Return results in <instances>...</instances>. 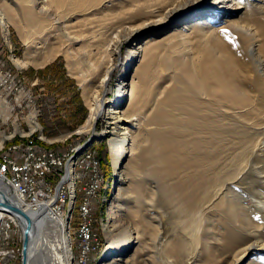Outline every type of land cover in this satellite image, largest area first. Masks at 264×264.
<instances>
[{
	"label": "bare ground",
	"instance_id": "6f19581e",
	"mask_svg": "<svg viewBox=\"0 0 264 264\" xmlns=\"http://www.w3.org/2000/svg\"><path fill=\"white\" fill-rule=\"evenodd\" d=\"M201 1L26 0L17 19L8 8L0 10V22L6 30L7 20L15 21L26 34L27 54L40 50L41 60L36 64L58 54L64 56L83 85L90 107L83 129L88 130H93L102 112L101 95L108 89L114 68L110 58L115 57L116 46L124 40L131 45L141 36L128 56L131 73L122 75L119 82L115 102L119 107L110 111V145L120 154L114 166L116 175L126 169L130 175L141 170L135 152L146 142L150 161L146 159L157 183L155 193L161 208L167 207V217L193 221L205 242L215 240L223 228L224 261L242 245L243 233L234 227L249 226L254 233L248 240L253 242L246 245L244 254L256 248L260 255L252 264H264V0H215L204 5L203 12L191 15L193 11L168 24L174 15ZM234 6L244 9L241 18L234 19L239 13L228 11ZM28 63L17 62V66ZM2 77L0 72V82ZM124 103L126 108L121 107ZM143 108L149 110L147 123L139 115L135 117V111ZM149 125L155 128L147 132ZM159 127L164 129L157 131ZM36 128L37 123L32 126ZM18 147L21 145L12 144L8 149ZM82 160L77 158L75 166L81 168ZM5 169L15 171V163L5 162ZM66 175L62 186L74 184L75 176ZM139 186L136 183L133 192L140 195ZM40 197L43 200L30 205L0 179V199L21 208L34 221L28 263L48 247L51 264H71L67 235L62 237V254L43 232L46 218L59 222V214L52 208L53 196L43 192ZM95 198L89 199L93 202ZM122 206L124 203L112 204L109 217ZM0 210L14 216L22 227L14 214ZM123 233V246L128 250L133 232L126 228ZM163 236L165 233L158 235ZM191 237L194 239L193 234ZM170 238L158 241L160 256L184 257L183 244L188 243L181 237L170 243ZM99 250L100 246L96 255ZM127 258L116 256L107 264L130 261Z\"/></svg>",
	"mask_w": 264,
	"mask_h": 264
},
{
	"label": "rangeland",
	"instance_id": "374dc122",
	"mask_svg": "<svg viewBox=\"0 0 264 264\" xmlns=\"http://www.w3.org/2000/svg\"><path fill=\"white\" fill-rule=\"evenodd\" d=\"M212 1L215 0H202L193 8H187L182 11L180 15H174L168 24L173 25L177 23L176 21L182 20L180 16L190 14L193 11H195V13H191V15L203 12L204 8L202 7L208 5ZM25 3L26 0H0V10L4 12L10 11L14 14V18L17 19L19 17L18 9L25 5ZM4 8L8 9L5 11ZM228 11L238 12L239 14L234 17V19H238L243 16L242 13L244 9H237L236 6H234ZM7 21L6 30L0 22V46L4 47L0 48V69L2 72L5 69H11L17 73V76H19L26 85L35 87L39 94L37 104L42 106L44 113L40 118L41 125L36 122L35 118L32 119V115L28 118L31 126L37 123L36 131L32 128L18 130L16 124L17 118L15 116H13L14 125L10 122V119H12L13 101L8 97L9 95L6 93V90L0 86V138H2L0 145V162L3 158L10 157V150L13 149L8 148L12 144L21 145L19 149L30 150L27 149V147H30V139L34 140L35 149L41 153H59L68 150L73 145H78L74 152H68L66 158L65 173L62 177L65 176V174L68 175V178L75 176L76 181H74V184L65 183L63 186L65 188L62 189L59 222L51 221L46 218V222L43 224L44 234L47 235L50 244H55L59 251L58 253L65 254L61 246L63 235H67L66 237L69 240L70 249L69 254H71V264H81L80 262H76L77 251L74 249L73 241V217L75 210H77V203H75V200H77V196H81V181H77V178H81V168L75 166V161L77 158L78 160H82L85 156H91L93 153L97 152V159L100 162L101 178H104V186L101 188L99 196L93 200L92 204L94 205V231L102 244L92 264H107L116 256H121L124 261L128 259L127 257L130 258L128 262L120 261L117 264H252L255 262V259H258L257 257L260 255V250L256 248H252L254 250L244 254L246 245L253 242L248 240V236L254 233V230L250 229L249 226H245L241 229L234 227L236 231L241 230L243 233L244 238L241 242L242 245L239 244L234 250V253L228 255V260L224 261L225 254L222 250V244L224 243L222 240V234L224 233L223 228H219V234L216 235L215 240L212 239L209 240V242H205L201 238V230L194 228L193 221L190 222L189 219H184L182 222V219H169V217H167V207H163L164 209L161 208L163 204L157 199L158 195L155 193L157 190V183L152 179L151 164L147 162V159H150L148 156L150 149L146 142V144L143 142L144 144L138 147L135 152L140 156L139 160L142 163L141 170L130 175L129 170L126 169L124 172H121L119 176L116 175L114 166L116 165V161L118 163V156L120 158V154L112 151L110 145L109 137L111 136L110 131L112 127V125L109 124L112 121L110 111L111 108L119 107L115 104L118 97L119 82L122 79L121 77H123L122 75L131 73L132 63L129 64L128 56L131 55L130 52L133 49L138 47L139 42L142 40L141 36L136 37L131 45L124 40L116 46L115 57L111 56L110 58L111 64H114V68L110 81H107L108 89L101 95V98L104 100L102 112L94 122L93 130H88L83 129L90 113V107L86 104L84 98L83 85L77 78V75L74 74V70L71 66L66 64L64 56L58 54L44 64H36V62L41 60L39 59L40 50L34 49L30 54H27L26 34L24 32L22 33L19 27L16 26L15 21ZM169 29L170 28L163 30L160 35L165 36ZM25 61L29 63L27 65L17 66V62L20 63ZM123 98H127L126 95L123 96ZM132 105L134 104L132 103ZM126 106V103L121 105L123 108H126ZM138 111L139 113L135 111V117L139 115V120H145L146 122H144L147 123L149 110L143 108V110L141 109ZM50 114H52L53 117ZM147 128H149L147 131L149 132L155 127L153 128V126L149 125ZM159 129L164 128L159 127L157 131H159ZM105 131H107L106 134H104ZM92 136L95 138L93 143L81 150ZM14 150H18V148ZM79 151L80 153L77 155ZM131 151L127 156L126 162L130 159ZM143 164H146L145 167ZM146 167H150V170ZM66 181L69 180L66 179L65 182ZM136 183L140 184V188H138L141 193L140 195L137 194L136 191L133 192ZM7 190L12 194L8 188ZM142 195L145 197V201L143 200L141 202L140 199H143ZM14 197L21 201L16 196ZM1 201L6 202L5 200ZM44 202H47V200ZM123 203L124 207L122 206V210L118 208L116 214L109 217L112 204L123 205ZM23 205L25 204L23 203ZM0 212L2 215L1 218H5L9 222L17 221L14 216L4 213L2 210H0ZM141 215L143 217H141ZM219 216H221V214H219ZM126 228L133 232L131 238L132 243L128 250L124 249L125 246H123V231ZM216 230L217 229H214L213 231ZM15 233L16 236H23L22 227L15 226ZM160 233H165V236L158 237ZM192 234L194 239L191 237ZM23 237L22 244L21 241H14V248H22L21 252L23 251ZM169 237H171L170 243L178 242L176 239L180 237L181 240L184 239L186 243H188V245L181 243L185 246V252L183 253L184 257L177 258L174 256V258L164 259L160 256L158 241L166 240ZM34 242L35 241H33V243ZM192 244L195 246L192 247ZM47 248H44L41 253H37L38 255L36 258V255H33L32 259H35H33V261L30 259L28 264H51L49 258L50 253H48L49 251ZM42 257L43 263H41ZM0 264H3V261H0ZM19 264H23V253Z\"/></svg>",
	"mask_w": 264,
	"mask_h": 264
},
{
	"label": "built area",
	"instance_id": "2783aa9c",
	"mask_svg": "<svg viewBox=\"0 0 264 264\" xmlns=\"http://www.w3.org/2000/svg\"><path fill=\"white\" fill-rule=\"evenodd\" d=\"M1 43V41H0ZM0 48H4L0 46ZM2 77L0 85L6 90L13 104V116L17 118L18 130L32 128L28 118L32 115L36 122L41 125L43 109L37 104L39 96L37 89L26 85L11 69H0ZM1 96V94H0ZM52 117L53 115L50 114ZM9 121V120H8ZM37 129H35L36 131ZM82 143V142H80ZM79 143V144H80ZM73 145L68 150L59 153H41L35 149L34 140L30 139V150H10V157L0 162V179L18 195H21L27 203L33 204L37 200H43L40 196L45 192L47 196H53L52 208L58 212L62 202V175L65 173V163L68 152H74ZM97 152L87 159L82 160L81 196H77V210L74 212L73 241L77 251L76 262L92 264L96 257L97 249L101 241L94 231V205L89 198L98 197L104 186V178H101L100 162ZM5 162H14L15 171L5 169ZM98 193V194H97ZM15 222H9L5 218L0 220V261L3 264H19L22 248H14V241H21L23 236H16Z\"/></svg>",
	"mask_w": 264,
	"mask_h": 264
},
{
	"label": "water",
	"instance_id": "95a60500",
	"mask_svg": "<svg viewBox=\"0 0 264 264\" xmlns=\"http://www.w3.org/2000/svg\"><path fill=\"white\" fill-rule=\"evenodd\" d=\"M94 136L90 137V139L85 144V147L91 145L94 141ZM0 208L6 210L7 212L14 214L20 221L23 228V264H28L27 261V252L29 246V238L31 231L33 230L34 221L31 220V217L28 214H25L21 208L13 205L11 202H2L0 200Z\"/></svg>",
	"mask_w": 264,
	"mask_h": 264
},
{
	"label": "crops",
	"instance_id": "0c3cea01",
	"mask_svg": "<svg viewBox=\"0 0 264 264\" xmlns=\"http://www.w3.org/2000/svg\"><path fill=\"white\" fill-rule=\"evenodd\" d=\"M12 109H13V107H12ZM3 132H5V131H3ZM6 134V133H5Z\"/></svg>",
	"mask_w": 264,
	"mask_h": 264
}]
</instances>
